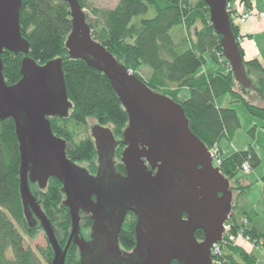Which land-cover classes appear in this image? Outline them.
<instances>
[{
	"label": "trees",
	"instance_id": "obj_1",
	"mask_svg": "<svg viewBox=\"0 0 264 264\" xmlns=\"http://www.w3.org/2000/svg\"><path fill=\"white\" fill-rule=\"evenodd\" d=\"M79 1L86 9L89 0ZM236 1L248 10L253 7L254 0ZM91 14L87 22L94 40L151 90L181 104L191 131L210 150L220 147L223 139L232 140L241 127L235 109L218 105L223 97L231 96L233 101L242 102L251 115L264 120V109L253 106L243 96L248 88L242 86V94L236 90V85L240 84L224 57L222 37L211 24L210 11L204 0L195 5L187 0H119L114 8H92ZM197 24H201V29L195 32V38L189 44L174 36V31L180 27L185 26L191 32ZM231 24L246 71L248 74L260 73L255 83L251 80V90L263 98L264 66L257 61L245 62L239 43V27L233 21ZM20 28L22 37L30 45L29 57L36 63L45 65L56 59L63 60L67 94L73 104L71 123L86 125L89 119H94L99 126L112 125L116 134L122 136L128 125V114L110 79L84 60H72L66 49L73 27L70 7L65 0H22ZM207 56L216 65L229 67L209 68L203 73ZM24 58L23 54L8 51L2 54L3 74L8 86H14L22 79ZM143 70L149 73L148 82L137 74ZM184 90L190 94L188 99L181 98ZM51 125L55 136L66 140V155L71 162H94L96 149L90 138L76 141L64 127L59 129L55 121ZM246 162L252 170L261 164L259 155L251 147L225 157L221 171L229 179H237ZM21 164L16 124L12 119H0V264H53L55 254L50 245L39 253L26 246V237L33 240L43 227L30 212L29 220L26 217L20 192ZM262 182L264 184V177ZM34 196L55 232L59 228L60 238L67 239L72 219L65 205L62 184L51 179L48 187L39 189ZM245 215L242 218L234 214L231 218V235L237 237L242 232L258 246L264 241V221L260 228L258 214ZM121 242L126 249L134 247L133 229L126 228L121 234ZM75 259H78V249L71 245L66 264H78ZM259 261L256 253H248L234 243L225 242L221 245V255L215 257L213 264H260Z\"/></svg>",
	"mask_w": 264,
	"mask_h": 264
},
{
	"label": "water",
	"instance_id": "obj_2",
	"mask_svg": "<svg viewBox=\"0 0 264 264\" xmlns=\"http://www.w3.org/2000/svg\"><path fill=\"white\" fill-rule=\"evenodd\" d=\"M65 2L70 7L73 27L66 42L70 58L84 60L91 68L106 74L128 114V126L123 137L130 146L123 153V163L130 172L135 171L140 167L144 155L155 161L153 156L160 144L167 142L165 149L172 155V161L187 170L183 206L192 213L191 221L182 220L179 214L172 231L175 237L169 239L165 238L162 231L156 233L150 242L144 264H172L175 260L182 264H212L211 249L222 241L224 221L232 212L230 180L219 168L214 167L208 147L191 131L182 105L151 90L118 63L113 55L94 40L80 1ZM204 2L209 8L216 34L222 37L223 54L235 80L244 88L251 87L232 30L231 17L227 11L228 0ZM21 9L22 0H0V119H12L16 124L22 160L20 192L26 217L29 220L30 212L41 223L55 254L53 264H66L72 244L82 251L85 247L80 238L78 205L80 196L85 195L84 171L67 158V143L54 135L49 118L66 116L73 104L67 94L63 60L56 59L40 65L29 57L30 45L22 37L20 28ZM5 51L25 55L21 67L22 79L14 86L7 85L3 74L1 56ZM139 139L148 146L149 152L144 153L139 149ZM31 168L35 169L33 175H29ZM50 179H57L62 184L65 205L72 219L71 234L64 250L51 222L38 206L30 189V183L37 181L41 189H46ZM176 185L177 181L172 177L170 186L174 188ZM188 185L192 189L189 192ZM151 204L154 207L157 203L152 200ZM223 207L228 210L224 211ZM221 210L224 213H220ZM140 228L138 242L145 232ZM198 229L205 232L202 243L195 237Z\"/></svg>",
	"mask_w": 264,
	"mask_h": 264
},
{
	"label": "flooded vegetation",
	"instance_id": "obj_3",
	"mask_svg": "<svg viewBox=\"0 0 264 264\" xmlns=\"http://www.w3.org/2000/svg\"><path fill=\"white\" fill-rule=\"evenodd\" d=\"M71 112L72 108L68 109L64 117L49 118L50 123L55 120H68ZM56 137L66 141L63 137ZM121 137L118 139L109 127L93 126L90 139L96 149V159L93 162L95 168L89 170L83 163H74L84 171L85 189V195H81L78 200L80 238L85 247L82 251L77 245L72 244L78 249V264H144L150 242L154 240L156 233L162 231L165 233V238L175 237V232L172 231L179 214L182 220L191 221L192 213L183 206L187 170L183 165L172 161V155L165 149L167 142L160 144L158 154L153 156L155 161L144 155L140 167L130 172L122 161L123 153L130 144L125 142L123 134ZM138 147L144 153L149 152L148 146L142 139H139ZM119 151H121L120 162L117 161ZM214 167L217 168L215 165ZM34 170L31 168L29 175H33ZM172 177L177 181L174 188L170 186ZM30 185H37L38 189L45 190L40 188L38 181ZM190 187L187 186L188 192L192 190ZM236 189L238 188L233 186L232 212L227 215L223 230L234 217ZM219 196L223 195L219 194ZM152 200L157 203L154 207L151 204ZM223 208L224 211L227 209V207ZM224 211L221 210L220 213ZM139 227L145 232L144 237L138 242ZM126 228L133 229L135 235V245L131 249H126L121 242V234ZM87 229L90 230V234L85 236L82 230ZM224 235L223 231L222 240ZM195 237L199 243H202L205 240V232L198 229ZM211 261L213 264V247ZM175 262L182 264L177 260L172 264Z\"/></svg>",
	"mask_w": 264,
	"mask_h": 264
},
{
	"label": "rangeland",
	"instance_id": "obj_4",
	"mask_svg": "<svg viewBox=\"0 0 264 264\" xmlns=\"http://www.w3.org/2000/svg\"><path fill=\"white\" fill-rule=\"evenodd\" d=\"M119 0H89L87 8L84 9V13L86 15V17H91V9L92 8H100V9H112L114 8ZM191 5H195L197 4L200 0H187ZM228 4L229 7L233 10L231 12V21L235 22L236 18H235V14L238 11V9L242 8L243 6L239 7L238 2L235 0H228ZM199 29H201V24H197V26H195L191 32H188L185 28V26L180 27L179 29L174 31V36L176 37L177 40H184L186 42H188V44L192 41V38H195V32L198 31ZM260 41L263 42L264 44V34L259 38ZM240 40V39H239ZM206 62L205 65L202 68V72L206 73V71L210 68V69H217L220 67H229V66H224V65H216L215 62L212 60L211 57L207 56L206 57ZM141 78H143V80L145 82L149 81V73L146 70H143L141 72L137 73ZM250 80L253 81V83H255L257 81V79L260 77V73L258 72H252L251 74H249ZM236 90L238 92H240L242 94V86L241 85H236ZM246 93H243L245 99L250 102L253 106L264 109V97L262 98L260 95H258L256 93V91L251 90V87H249ZM190 97V94L187 90H184L181 94V98L183 99H188ZM224 99H227L226 104L225 105H229V108H233L236 110L239 119H240V124L241 127L240 129L235 133V135L233 136L232 140H228V139H223L220 143V147H218L219 149V154L218 157L219 159L222 160L223 159L235 152H239V151H246L248 150L251 145L253 146L254 150L259 154L262 163L261 165L252 170L250 172H247L248 175H250L251 181L253 182V192L251 195V198L254 199L255 201H259V199L262 200V204L264 207V196L262 197V192L261 189L258 186H260V182L259 179L257 178L259 175V172H261L262 170H264V121L260 118L254 117L253 115H251L247 109V107L242 103V102H235L233 101L231 96H226ZM219 103H221V105L224 103L223 100L219 101ZM58 120H55L56 125H58V128L60 129L61 127H64L66 131L69 132V134L76 140V141H81V140H85L87 138H91V129L93 128V126L97 125L96 121L94 119H89L87 121L86 125H75L73 123H71L70 118L66 121H62V122H57ZM256 124V125H255ZM55 125V124H54ZM105 127H109L112 129V131L116 134L115 129L112 125H107ZM256 128V133L255 136L253 135V130ZM263 129V132H262ZM59 131V130H58ZM116 137L118 139H121L122 137L116 134ZM209 149V148H208ZM210 154H211V150L209 149ZM121 160V151H119L118 153V158L117 161L120 162ZM95 161V160H94ZM221 162V163H222ZM83 165L85 167H87L89 170L94 169L95 166L93 164V162L91 163H83ZM214 165L218 168L217 163L215 162ZM222 165V164H221ZM221 165L219 167V169H221ZM244 172V171H242ZM246 173V172H244ZM240 178L237 179H229L230 183L233 186L236 185V188L239 184V180H241V176ZM240 188V187H239ZM236 189V193H240L243 194V192H241L240 189ZM30 189L32 194H36L37 191H39L38 186L37 185H30ZM236 200V197H235ZM235 202V201H234ZM237 210V206L234 207V211L236 212ZM239 213V212H238ZM236 214V213H235ZM83 215V214H81ZM43 229V228H42ZM39 229L36 237L31 240L28 237H26V246L30 247L31 249H33L36 252H40L41 250H45L47 249V247L50 245L49 241H48V237L47 234L45 232V230L43 229ZM71 230L70 229V234H71ZM60 229L56 228V237L58 242L60 243L61 248L64 250L66 248L65 244L67 242V239L69 238H60L59 234ZM83 234L85 236H88L90 234V230H82ZM69 240V239H68ZM63 241V242H62ZM68 243V242H67ZM62 244V245H61ZM67 245V244H66ZM63 246H65L63 248ZM76 247V246H75ZM11 256V253H10ZM75 261H77L79 263V259H75ZM68 264V263H67ZM71 264V263H70ZM74 264V263H73Z\"/></svg>",
	"mask_w": 264,
	"mask_h": 264
},
{
	"label": "crops",
	"instance_id": "obj_5",
	"mask_svg": "<svg viewBox=\"0 0 264 264\" xmlns=\"http://www.w3.org/2000/svg\"><path fill=\"white\" fill-rule=\"evenodd\" d=\"M264 5V0H254L253 7L258 10H262ZM248 10L246 7L243 6V9L240 8V11ZM240 30V46L244 52V60L245 62H252L257 61L259 64L264 66V44L262 41H260V37L264 34V21L259 20H252L246 24L239 25ZM247 76L249 77L248 72L246 71ZM250 79V77H249ZM226 97V96H225ZM220 99L219 101L223 100L224 103L221 105L218 101V105L222 108H227L229 105H225L227 99ZM264 121V120H263ZM256 125V124H255ZM264 129V127H263ZM262 129V132H263ZM256 128L253 130V135L255 136ZM251 148L253 146L251 145ZM254 149V148H253ZM257 153V152H256ZM258 154V153H257ZM259 155V154H258ZM260 157V156H259ZM261 160V158H260ZM262 163V160H261ZM261 165V164H260ZM241 180H239V184L237 188L243 192V194L235 193L236 200L234 202V207L237 206L236 212L234 211V214L237 216H242V218H245V214H250L251 212L258 214V225L261 228L264 221V207L262 204V200L259 199V201H255L251 198L252 192H253V182L251 181L250 175L244 172H240ZM264 177V170L259 172L258 179L260 182V186H258V189L260 187L262 192V197L264 196V184L262 182V179ZM240 178L238 176L237 180ZM236 185L234 186V188ZM239 212V213H238ZM237 246L243 248L248 253H256L259 256L260 264H264V241H261V243L256 246L253 242L247 241L245 239L239 238L237 241Z\"/></svg>",
	"mask_w": 264,
	"mask_h": 264
},
{
	"label": "built area",
	"instance_id": "obj_6",
	"mask_svg": "<svg viewBox=\"0 0 264 264\" xmlns=\"http://www.w3.org/2000/svg\"><path fill=\"white\" fill-rule=\"evenodd\" d=\"M238 5L239 7L243 6L241 5L239 2H238ZM227 11L228 13L230 14V17H231V12L233 11L230 7H229V4L227 6ZM239 12H237L235 14V25L239 26V25H243V24H246L252 20H259V21H264V5H263V9L262 10H258V9H255V8H252L250 10H245V11H240V9H238ZM130 73L133 74L132 71H130ZM218 154H219V149L218 147H215L213 149H211V157L213 159V162L217 163V166L218 168L220 167V165L222 164V160L219 159L218 157ZM242 171L244 172H250L251 171V167H250V164L249 163H244L243 164V167H242ZM245 223L246 220L244 221ZM231 229H232V225L230 222H228L225 227H224V238L221 242L219 243H216L214 246H213V256H214V261H215V257H218L221 255V245L225 242H231V243H234L235 245H237V241L239 238H242V239H245L247 241H250V238L249 237H246L244 235V233L240 232L238 234L237 237H234L233 235H231Z\"/></svg>",
	"mask_w": 264,
	"mask_h": 264
}]
</instances>
